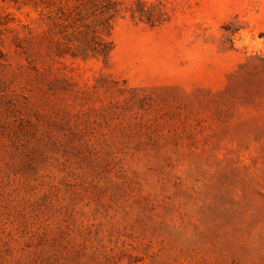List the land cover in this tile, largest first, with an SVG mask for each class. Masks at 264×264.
Returning a JSON list of instances; mask_svg holds the SVG:
<instances>
[{"label": "rangeland", "instance_id": "1", "mask_svg": "<svg viewBox=\"0 0 264 264\" xmlns=\"http://www.w3.org/2000/svg\"><path fill=\"white\" fill-rule=\"evenodd\" d=\"M0 264H264V0H0Z\"/></svg>", "mask_w": 264, "mask_h": 264}]
</instances>
